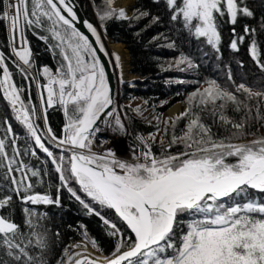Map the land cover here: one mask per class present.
<instances>
[{
  "label": "snow or ice",
  "instance_id": "snow-or-ice-1",
  "mask_svg": "<svg viewBox=\"0 0 264 264\" xmlns=\"http://www.w3.org/2000/svg\"><path fill=\"white\" fill-rule=\"evenodd\" d=\"M153 3H163L170 21L194 39H203L217 59L223 42L221 20H225L233 26L229 48L239 52L240 45L247 43L251 59L264 74V41L260 40L264 16L259 28L244 24L238 33L235 27L242 17L255 18L246 0ZM93 6L100 23L83 21L89 36L76 27L80 21L73 0H0V26L7 25L11 54L17 58L12 64L29 89L36 84L40 101L39 109L25 102L22 94L27 89L14 82L6 63L9 57L0 51V93L27 133L22 151L19 137L4 119L0 264H51L47 257L55 239L50 240L43 223L48 214L34 206H61L62 190L88 214L99 217L116 243L104 255L81 225L82 240L66 246L57 264H101L100 257L89 253V245L101 253L103 264H264V80L252 84L242 77L237 82L227 65L223 85L215 78L177 79V84L199 85L187 96L188 106L163 121V129L136 136L122 158L97 143L105 128L114 135L128 134L108 76L109 66L122 72L121 56L107 51L101 30L106 32L108 21L139 20L151 13L136 10L129 16L116 0H93ZM151 20L159 23L160 17ZM33 28L50 33L40 39L59 57L55 70L44 66L42 72L33 71L36 65L25 35ZM175 44L170 40L167 46L175 48ZM237 63L243 67L242 61ZM175 67L196 71L200 64L181 53ZM40 76L46 83L40 82ZM229 106L236 117L227 114ZM54 107L62 109L66 121L60 135L48 122V110ZM156 119L160 121L159 116ZM37 120H43V128ZM180 121L184 125L177 133ZM161 131L157 153L152 145ZM36 149L46 155L59 181L55 194L34 191L50 174L23 159L30 155L39 160ZM15 202L21 205L22 223L15 219ZM101 210L111 211L114 219ZM51 236L58 238L60 233Z\"/></svg>",
  "mask_w": 264,
  "mask_h": 264
},
{
  "label": "trees",
  "instance_id": "trees-1",
  "mask_svg": "<svg viewBox=\"0 0 264 264\" xmlns=\"http://www.w3.org/2000/svg\"><path fill=\"white\" fill-rule=\"evenodd\" d=\"M76 1L80 4L85 16L92 22H95L87 0ZM90 1L93 5V0ZM96 2L98 3L99 0H96ZM246 3L254 11L255 18H240L238 24L235 25L238 33L242 32L244 24L259 28L261 17L264 16V0H246ZM133 7L132 13L129 16H132L136 10H147L151 13V16H159L160 22L153 23L151 16L139 20H111L106 24V32L102 31L107 39L125 45L129 55L130 71L133 74V78L121 83L119 101L129 129L134 135L146 137L155 132L158 125L145 122L143 118L137 115L139 113L135 111L136 108L127 103L133 97L140 98L148 109L162 113L176 102H186L188 104L187 96L199 87V85L191 83L177 84L175 83L177 79L204 81L208 78H215L223 85L225 84L224 68L226 65L231 67L237 82L242 77L246 82L252 84L264 80V74L259 71L249 55L247 43L240 45L239 52H234L229 48V41L232 38L231 28L233 26L225 22V20H221L223 42L220 45V58L217 59L218 54L203 39H194L179 24L170 21V13L165 9L163 3L156 4L153 3V0H135ZM25 35L33 53L32 59L36 65L33 69L34 72H42L44 66H48L53 70L59 67L58 55L49 51V45L40 39V36L50 37L49 32L33 28L26 30ZM10 39L7 25L0 26V51H3L6 57H9L6 63L13 73V80L19 87L27 89L22 94L25 102L33 104L39 109L40 101L36 84L32 83L29 89L27 82L24 81L20 72L12 64V60H16L17 58L11 54ZM170 40H175V48L167 46ZM260 40L264 41V35L260 36ZM50 43H55V41L50 40ZM181 53L192 56L200 64V68L196 71L189 70L185 72L177 70L175 61ZM238 61L243 62V67L238 65ZM169 65H172V67L169 68ZM0 77H2V70H0ZM39 79L42 84L46 82L42 76ZM29 92L31 94L30 100L28 98ZM161 105L163 106L161 107ZM227 114L233 117L238 115L231 110V106L227 109ZM5 118L12 125L14 133L19 137L17 143L23 151L26 146L25 137L27 133L24 127L15 120V114L11 111L7 101L4 100L2 93H0V137H3L5 134V126L3 124ZM48 118L49 125L57 135H60L61 129L66 122L62 109L59 107L49 109ZM36 122L43 128V120H37ZM183 125L184 121H180L177 125V131ZM29 143L31 144V141ZM48 146L51 147V145ZM152 147L154 152L159 153L161 148L160 143L156 142ZM176 150V148L172 149V151ZM36 151L40 157L39 160L30 155L24 156L23 159L37 169H47L50 174L44 177V184L36 187L34 191L55 194L56 185L59 183L56 174L46 155L39 149H36ZM53 151L58 154V150L53 149ZM73 187L78 186L73 185ZM81 195L83 196L82 193ZM60 199L61 206L59 207L55 205L47 207L42 205L34 206L38 207L40 212H47L48 214L47 220L43 223H46L49 228L50 240L55 239L47 257L51 264H57V260L63 258V250L66 246H70L82 239L81 232L83 229H81V225L86 228L90 237L97 240L99 246L103 249V254H110L116 241L107 235L106 226L103 225L99 217L88 214L71 197L67 190H62ZM14 208L16 221L22 223L23 215L20 212L21 205L19 202L14 203ZM101 211L110 219H114L111 211ZM123 230L126 236L130 235L129 230L126 228ZM25 231H27L26 228ZM57 231L60 233V236L53 238L51 234Z\"/></svg>",
  "mask_w": 264,
  "mask_h": 264
},
{
  "label": "rangeland",
  "instance_id": "rangeland-1",
  "mask_svg": "<svg viewBox=\"0 0 264 264\" xmlns=\"http://www.w3.org/2000/svg\"><path fill=\"white\" fill-rule=\"evenodd\" d=\"M87 2H88V5H89V8H90V10H91V12H92V16H93V18H94V21H95V23L97 24V25H99V23H100V21L98 20V17H97V15H96V10L94 9V7H93V5H92V3H91V1L90 0H87ZM134 4H135V0H133V4L131 5L132 7H131V10L128 12V15H130L131 13H132V10H133V6H134ZM116 6L117 7H121V5L119 4V3H117L116 2ZM102 31V30H101ZM102 33H103V31H102ZM103 35H104V38H106L107 39V37H106V35L103 33ZM106 42H108V39L106 40ZM125 46V45H124ZM127 66H128V69H129V76H127L126 78H122L121 79V69H118V72H116L115 74V80H116V83H115V95H114V102L116 103V105H117V107H118V109L119 110H121L120 111V114H121V118H122V121L126 124V127H127V133L130 131V129H129V126H128V123H127V121H126V119H125V116H124V114H123V112H122V109H121V107H120V101H119V95H120V86H121V83L123 82V81H125V80H129V79H131V78H133V74L131 73V71H130V64H129V55H128V61H127ZM118 74L120 75V76H118ZM130 106H132L133 108H139L140 109V111H139V114H137L139 117H141V118H143V120L145 121V122H149V123H152V124H157L158 125V127L160 128V129H163L164 128V124H163V121H166V120H168V118L169 117H175L177 114H179V113H182L184 110H185V108L188 106V104L186 103V102H176V103H174V104H172V106L173 105H175V104H179V106H180V110L178 111V112H176V113H174V114H169L168 113V109L170 108V107H172V106H170V107H168L165 111H163L162 113H157V112H154L153 110H151V109H148L147 107H146V105L144 104V102L140 99V98H138V97H133V98H131L128 102H127ZM138 113V112H137ZM157 116H159L160 117V121L158 122L157 121V119H156V117ZM103 127V126H102ZM183 127V126H182ZM128 129H129V131H128ZM157 130V129H156ZM131 132V131H130ZM156 132V131H155ZM155 132H153V133H155ZM180 132V129L177 131V133H179ZM152 134V133H151ZM131 136H136V135H134V133H131ZM161 136H163V131H161L160 132V134L159 135H157L156 136V142L157 143H159V141H160V139H161ZM114 137H115V140L117 139V138H121L122 140H123V144H124V148H126V149H124L125 150V152L124 153H122L121 155L123 156H120V157H122V158H125V157H127V154H128V141H129V139H128V134L127 135H121V134H119V135H114ZM125 139V140H124ZM151 142V141H150ZM126 146V147H125ZM123 150V149H122ZM154 151V150H153ZM117 153V152H116ZM125 154V155H124ZM117 155H118V153H117ZM82 240V239H81ZM81 240H79L78 242H80ZM74 244V243H73ZM72 244V245H73ZM71 250V249H70ZM94 250V252H92V253H99L98 251H96L95 249H93ZM100 255H101V253H99ZM104 255H106V254H104Z\"/></svg>",
  "mask_w": 264,
  "mask_h": 264
},
{
  "label": "bare ground",
  "instance_id": "bare-ground-1",
  "mask_svg": "<svg viewBox=\"0 0 264 264\" xmlns=\"http://www.w3.org/2000/svg\"><path fill=\"white\" fill-rule=\"evenodd\" d=\"M116 2L119 3L121 5V7H124L127 10V12H129V9H130L131 5L133 4V0H116ZM105 40H107V39L105 38ZM107 44L109 45V48L113 51V53L119 54L121 56L122 72L120 75L122 76V78L123 77L126 78L127 76H129V69L127 66V61H128L127 49L125 48V46L122 43L114 42V41L109 40V39H108ZM109 52H110V50H109ZM120 75L118 74V76H120ZM179 110H180L179 104H175L168 109V113L174 114V113L178 112ZM117 146L119 147V150H117V151L124 153L121 151L122 149H124L123 140L121 138L116 139L115 144H114V148ZM118 155L122 156L121 154H118ZM88 248L91 252H94V250L91 248L90 245L88 246Z\"/></svg>",
  "mask_w": 264,
  "mask_h": 264
},
{
  "label": "water",
  "instance_id": "water-1",
  "mask_svg": "<svg viewBox=\"0 0 264 264\" xmlns=\"http://www.w3.org/2000/svg\"><path fill=\"white\" fill-rule=\"evenodd\" d=\"M73 6H74L75 11L77 12V16H78V19H79V21H80V23H78V24L76 25V27H77L80 31L84 32L86 35H89V36H90V34L87 33V29L84 27L83 21L91 22L93 25H97V24H96L95 22H92L90 19H88V18L85 16V14H84V12H83V10H82L80 4H79L76 0H73ZM131 7H132V6H131ZM131 7H130L129 11L131 10ZM65 15H66V13H65ZM90 38H91V37H90ZM102 39H103V41H104V44H105V46H106L107 51L109 52V50H110L109 53H113V51L109 48V45L107 44V42H106V40H105V38H104L103 33H102ZM109 40H110V39H109ZM113 54H115V53H113ZM101 58H102L103 62H104L106 65H109V64H110V61H109L108 58H105V57H103V56H102ZM116 72H118V68L111 67V66L108 67V76H109L110 84H111V87H112V89H113V91H114V94H115V83H116V80H115V75H116V74H115V73H116ZM89 253L91 254V256H92L93 258L100 257V258H101V264H103V258H102V255H100L99 253H96V252H95V253H92L90 250H89Z\"/></svg>",
  "mask_w": 264,
  "mask_h": 264
},
{
  "label": "built area",
  "instance_id": "built-area-1",
  "mask_svg": "<svg viewBox=\"0 0 264 264\" xmlns=\"http://www.w3.org/2000/svg\"><path fill=\"white\" fill-rule=\"evenodd\" d=\"M102 126H103V125H102ZM128 131H129V129H128ZM121 135L123 136V135H125V134L121 133ZM116 136H117V135H116ZM136 136H138V135H136ZM136 136H131V132H130V131L128 132V139H129V141H128V145H130L131 143H133L134 138H135ZM105 140H107L108 142L105 143ZM124 140H125V139H124ZM115 141H116V140H115L114 134L112 133V131H111L110 129L105 128V130H104L103 132H101V133L98 134L97 143L101 145V148H104V149L112 148V149H114L115 152H117L118 154H122L120 151H117V150H119V147H118V146L115 147L116 149L114 148ZM125 147H126V146H125ZM124 149H126V148H124ZM124 149L121 150V151H122V152H125ZM97 150H100V149H97Z\"/></svg>",
  "mask_w": 264,
  "mask_h": 264
}]
</instances>
